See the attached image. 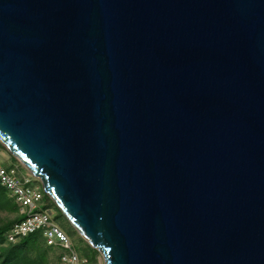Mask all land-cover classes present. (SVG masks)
Wrapping results in <instances>:
<instances>
[{
	"label": "water",
	"instance_id": "1",
	"mask_svg": "<svg viewBox=\"0 0 264 264\" xmlns=\"http://www.w3.org/2000/svg\"><path fill=\"white\" fill-rule=\"evenodd\" d=\"M0 144L103 264H264V0H0Z\"/></svg>",
	"mask_w": 264,
	"mask_h": 264
},
{
	"label": "built area",
	"instance_id": "2",
	"mask_svg": "<svg viewBox=\"0 0 264 264\" xmlns=\"http://www.w3.org/2000/svg\"><path fill=\"white\" fill-rule=\"evenodd\" d=\"M15 167L3 166L0 162V184L9 192L18 206L22 218L15 222L6 233L8 241H16L29 233L40 231L44 243L58 251L59 264L86 263L72 247L67 233L42 209L43 191L32 183L31 178L16 176Z\"/></svg>",
	"mask_w": 264,
	"mask_h": 264
},
{
	"label": "rangeland",
	"instance_id": "3",
	"mask_svg": "<svg viewBox=\"0 0 264 264\" xmlns=\"http://www.w3.org/2000/svg\"><path fill=\"white\" fill-rule=\"evenodd\" d=\"M0 162L3 166L6 167H15L16 168V176L22 179L23 177H29L32 180V183L34 185H38V187H41V183L38 179H36L33 175H31L28 170H26L14 157H12L7 150L0 144ZM0 192L3 194H9V192L0 185ZM48 208L46 210L51 214V218L61 227L65 230L67 235L69 236V239L71 241L72 247L74 250L78 253V255L81 258H86V263H80V264H103V259L99 252H97L95 249L90 247L87 242L82 239V237L76 232V230L70 225L69 222L65 219L63 214L60 212L59 209L52 203L51 199L45 198L43 200L42 205ZM42 208V207H41ZM44 208V207H43ZM42 208V209H43ZM19 213L17 212H9L0 210V223H7L13 219H15ZM7 243H4L6 245ZM24 254H26L29 258H37V254L35 249H30L28 251H25ZM58 255L57 250H51L48 251L45 255V261L43 264H59L58 259L56 257ZM56 257V258H55ZM33 264V263H29Z\"/></svg>",
	"mask_w": 264,
	"mask_h": 264
},
{
	"label": "trees",
	"instance_id": "4",
	"mask_svg": "<svg viewBox=\"0 0 264 264\" xmlns=\"http://www.w3.org/2000/svg\"><path fill=\"white\" fill-rule=\"evenodd\" d=\"M45 198L51 199L43 191L42 202L43 200H45ZM52 203L54 202L52 201ZM41 207L42 208L44 207L43 209L47 208L45 204L44 206L42 205ZM0 210L9 211V212L15 211L18 213V206L13 200V198L9 196V194L6 195L0 192ZM21 218L22 216L19 214L15 219L7 223H2V224L0 223V264H29V263L43 264L45 261L46 253L53 249L45 245L43 236L40 231L29 233L28 235L21 237L20 239L14 242L8 241L6 238L7 231L11 228V226L15 222L19 221ZM4 243L7 244L4 245ZM30 249H35L37 258L35 259L29 258L26 256V254H24L25 251H28ZM56 257L58 259V255H56Z\"/></svg>",
	"mask_w": 264,
	"mask_h": 264
}]
</instances>
